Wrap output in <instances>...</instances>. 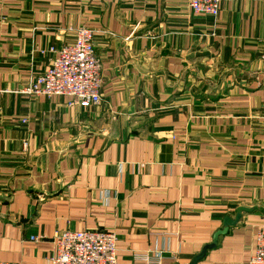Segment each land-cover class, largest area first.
<instances>
[{"label":"crops","instance_id":"obj_1","mask_svg":"<svg viewBox=\"0 0 264 264\" xmlns=\"http://www.w3.org/2000/svg\"><path fill=\"white\" fill-rule=\"evenodd\" d=\"M80 28L102 103L23 94ZM238 216L198 264H250L264 227V0L217 18L186 0H0L1 262L50 264L56 233L98 230L117 264H191Z\"/></svg>","mask_w":264,"mask_h":264},{"label":"built area","instance_id":"obj_2","mask_svg":"<svg viewBox=\"0 0 264 264\" xmlns=\"http://www.w3.org/2000/svg\"><path fill=\"white\" fill-rule=\"evenodd\" d=\"M186 1L195 15L217 18L225 0ZM42 53L53 55L50 66L31 80L23 94L45 98L67 96L72 98L70 106L83 108L102 103V65L95 55L92 31L80 28L73 43L51 47ZM42 240L43 237L32 238L36 243ZM117 241L115 233L98 230L56 233L54 253L48 261L50 264H117ZM0 264L14 263L0 261ZM250 264H264V227L257 234V250Z\"/></svg>","mask_w":264,"mask_h":264},{"label":"water","instance_id":"obj_3","mask_svg":"<svg viewBox=\"0 0 264 264\" xmlns=\"http://www.w3.org/2000/svg\"><path fill=\"white\" fill-rule=\"evenodd\" d=\"M241 212H242V210L239 211V213H241ZM239 220H240L239 216L237 217V219L235 221L226 220L224 223L225 228L223 230L217 232L214 235L213 243L204 247L203 250L201 251V253L193 259L191 264H198L200 261H202L206 257L207 252L216 247V244L218 242L219 237L225 235L228 232L229 227L236 225L239 222Z\"/></svg>","mask_w":264,"mask_h":264}]
</instances>
